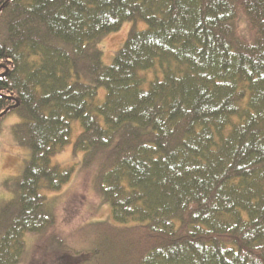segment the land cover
<instances>
[{"label":"trees","instance_id":"1","mask_svg":"<svg viewBox=\"0 0 264 264\" xmlns=\"http://www.w3.org/2000/svg\"><path fill=\"white\" fill-rule=\"evenodd\" d=\"M126 21L146 28L103 65ZM11 113L29 157L4 184L0 264L56 224L45 193L74 171L53 163L73 121L115 264H264V0H1L0 122ZM94 246L74 253L93 262Z\"/></svg>","mask_w":264,"mask_h":264},{"label":"rangeland","instance_id":"2","mask_svg":"<svg viewBox=\"0 0 264 264\" xmlns=\"http://www.w3.org/2000/svg\"><path fill=\"white\" fill-rule=\"evenodd\" d=\"M145 28L146 24L143 21H126L118 31L107 34L98 44L102 51L103 65L111 64L115 53L121 48L131 30ZM104 95L105 90L100 88L98 90L100 102ZM20 121L16 114L11 113L0 122V205L10 200L13 195L11 191L5 189V182L21 175L29 157V150L26 147L14 143L13 127ZM80 131L79 122H71L69 143L53 159V163L74 168L70 180L59 192L45 193L47 203L56 216V224L43 234L25 236L26 248L20 264H57L60 258L57 259L56 255L60 257L61 250L52 241V236L73 250L72 256L66 255L65 264H115L110 258L115 256L114 252L122 250L118 238L110 240L109 237H104L108 236V233L103 234L102 227L105 225L101 223L110 218L111 212L109 205L102 204L93 189L94 167L83 168L84 154L73 151V143ZM95 242L104 249L102 253L104 256L101 255V258L88 262L87 257H79L74 253L87 254L95 248ZM109 244L113 250L109 248Z\"/></svg>","mask_w":264,"mask_h":264}]
</instances>
